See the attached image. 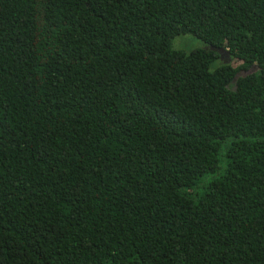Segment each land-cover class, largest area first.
Here are the masks:
<instances>
[{"label":"trees","instance_id":"trees-1","mask_svg":"<svg viewBox=\"0 0 264 264\" xmlns=\"http://www.w3.org/2000/svg\"><path fill=\"white\" fill-rule=\"evenodd\" d=\"M0 264H264V0H0Z\"/></svg>","mask_w":264,"mask_h":264},{"label":"rangeland","instance_id":"rangeland-1","mask_svg":"<svg viewBox=\"0 0 264 264\" xmlns=\"http://www.w3.org/2000/svg\"><path fill=\"white\" fill-rule=\"evenodd\" d=\"M174 47L180 48L186 51L192 50L194 48H208V46L203 45L198 39H196L194 36L185 34L177 36L176 39L173 42ZM220 57L218 58V63L222 62H230L229 55L224 49L218 50ZM243 71V70H242ZM241 72V71H240ZM208 178H206V181Z\"/></svg>","mask_w":264,"mask_h":264},{"label":"water","instance_id":"water-1","mask_svg":"<svg viewBox=\"0 0 264 264\" xmlns=\"http://www.w3.org/2000/svg\"><path fill=\"white\" fill-rule=\"evenodd\" d=\"M220 49H223V48H220ZM220 49H219V50H220ZM255 69H256V65L253 66L252 68L248 69V70H243V71L237 73V74L235 75L234 78H237L238 76H244V75H247V74H249V73L255 71Z\"/></svg>","mask_w":264,"mask_h":264}]
</instances>
